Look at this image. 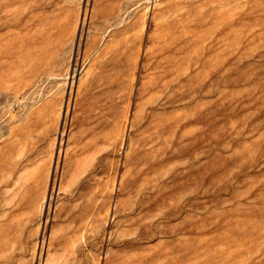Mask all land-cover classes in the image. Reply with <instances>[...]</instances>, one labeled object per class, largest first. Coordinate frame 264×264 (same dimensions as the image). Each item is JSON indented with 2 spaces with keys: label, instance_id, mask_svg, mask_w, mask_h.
Wrapping results in <instances>:
<instances>
[{
  "label": "rangeland",
  "instance_id": "374dc122",
  "mask_svg": "<svg viewBox=\"0 0 264 264\" xmlns=\"http://www.w3.org/2000/svg\"><path fill=\"white\" fill-rule=\"evenodd\" d=\"M0 264H264V0H0Z\"/></svg>",
  "mask_w": 264,
  "mask_h": 264
}]
</instances>
